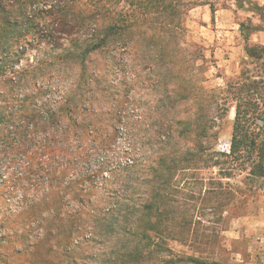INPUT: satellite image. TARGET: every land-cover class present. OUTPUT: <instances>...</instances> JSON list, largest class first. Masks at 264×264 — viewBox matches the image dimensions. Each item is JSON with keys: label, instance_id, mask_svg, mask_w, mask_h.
<instances>
[{"label": "rangeland", "instance_id": "1", "mask_svg": "<svg viewBox=\"0 0 264 264\" xmlns=\"http://www.w3.org/2000/svg\"><path fill=\"white\" fill-rule=\"evenodd\" d=\"M198 1L183 22L182 46L196 58L183 80L150 68L145 44L138 54L95 52L84 70L56 72L31 89L28 113L61 112L73 96L82 101L80 91L90 100L72 115L75 126L62 113L60 129L32 130L25 150L16 149L18 136H0V264H264V180L230 213L224 193L211 192L226 180L204 155L194 171L171 174V185L159 161L172 148L194 152L197 136L179 137V122L226 97L215 145L227 149L238 78L255 72L245 48L264 47V32L245 40L239 31L247 20L264 27L249 11L264 0H245L244 9ZM31 64L32 55L18 66ZM187 86L202 98L180 100ZM145 238L161 240L150 256Z\"/></svg>", "mask_w": 264, "mask_h": 264}, {"label": "trees", "instance_id": "2", "mask_svg": "<svg viewBox=\"0 0 264 264\" xmlns=\"http://www.w3.org/2000/svg\"><path fill=\"white\" fill-rule=\"evenodd\" d=\"M233 1L239 9H244L245 0ZM200 5L198 0H0V103L12 104V107L6 104L0 111V136L3 133L5 139H9L8 135L18 136L16 149L22 151L31 139L32 130L48 134L49 130L60 129L62 113L75 126L72 115L80 107L83 110L90 100L84 91H80L82 101L76 96L69 98L71 103L61 108V112L35 109L28 113L25 103L31 105L35 101L31 89H42L46 76H50L47 78L50 81L56 72L57 75L72 72L75 66L84 70L88 58L95 52L138 54L146 44L150 68L162 67L164 77L173 75L183 80L184 72L196 61V58H187L186 48L182 46L186 31L183 22L188 12ZM249 11L264 22V4L253 6ZM239 31L248 40L252 34L264 32V27L247 20L239 25ZM245 53L251 64H255V72L243 69L238 78L241 87L232 96L235 117L227 149L218 151L215 145L222 111L229 99L226 97L221 99V104L216 102L210 113L196 111L179 122V137L190 138L196 134L194 152L187 150L181 154L172 148L167 156L159 158L168 185H171V174L194 171L202 155L208 158V166L217 169L226 180L224 184L219 181L211 184L215 185L211 192L213 195L224 193L230 213L239 212L242 209L239 200H244L246 193L253 194L258 182L264 180V47L247 45ZM31 55L33 64L20 68L21 61ZM83 83L87 86L92 80L85 77ZM191 87L179 89L177 97L200 100L202 90L195 92ZM118 101L122 102L117 98ZM31 123L35 124L34 128ZM127 161L131 160L127 158ZM145 239L146 255L150 256L161 240ZM134 257L137 260L139 254L135 252Z\"/></svg>", "mask_w": 264, "mask_h": 264}]
</instances>
